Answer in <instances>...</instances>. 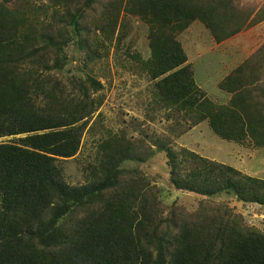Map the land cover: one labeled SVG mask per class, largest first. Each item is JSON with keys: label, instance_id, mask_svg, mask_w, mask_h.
I'll return each instance as SVG.
<instances>
[{"label": "trees", "instance_id": "16d2710c", "mask_svg": "<svg viewBox=\"0 0 264 264\" xmlns=\"http://www.w3.org/2000/svg\"><path fill=\"white\" fill-rule=\"evenodd\" d=\"M14 1L0 3V138L19 137L0 144V264H264V233L228 208L223 215L184 218L178 231L161 232L152 202L145 198L137 206L136 188L127 197L109 194L121 185L124 164L140 160L128 143L110 147L87 184L67 183L60 163L78 154L99 105L87 89L102 85L71 76L76 94L56 74L65 72L74 40L88 56L98 55L88 49L92 30L83 19L99 0H53L51 16L49 8L40 9L45 20L11 9ZM121 9L149 27L151 56L141 66L155 82L159 107L175 109L193 126L208 122L223 140L264 148V52L221 81L219 88L232 94L221 105L196 84L178 40L200 22L218 44L254 27L257 16L249 21L235 0H110L95 29L114 34ZM58 17L63 29L51 22ZM161 150L176 189L204 197L227 192L264 206V180L188 149Z\"/></svg>", "mask_w": 264, "mask_h": 264}, {"label": "rangeland", "instance_id": "374dc122", "mask_svg": "<svg viewBox=\"0 0 264 264\" xmlns=\"http://www.w3.org/2000/svg\"><path fill=\"white\" fill-rule=\"evenodd\" d=\"M109 5L110 0H99L83 19L86 30H92L88 49L97 50L98 55L88 56L75 43L78 39L74 40L67 49L70 59L65 72L56 74L67 91L76 94L80 91H72L71 76L78 80L93 77L102 85L99 91L89 89L90 86L87 89L90 99H95L99 105L84 133L78 154L60 163L67 183L72 186L87 184L91 180L92 167L100 166L106 151L112 146L128 143L131 154L140 160L124 164L122 168L126 171L119 177L121 185L108 193L117 192L119 196L127 197L136 188L140 199L137 206L140 207L145 198L152 202L155 224L160 226L161 232L178 231L184 218L200 217L203 213L223 215L229 211L238 219L243 217L245 225L264 233V206L241 202L227 192L204 197L173 186L168 157L161 150L162 145L177 152L188 149L262 180L264 148L254 146L251 141L238 144L223 140L208 122L193 126L175 109L159 107L154 95L155 82L141 66V62L151 56L149 27L139 17L130 16L121 9L114 34L103 35L93 23L105 17ZM235 5L249 16V21L257 16L259 22L218 44L200 22H195L178 36L196 84L208 98L221 105L228 104L232 97L219 88L221 81L264 52V0H235ZM8 6L26 10L29 16L35 15L40 20L48 16L40 9L49 8V16L54 12L53 0H15ZM51 22L58 29L65 27L61 17ZM262 67L261 84L264 83V64ZM17 138H0V144L13 143ZM97 177H102L100 171Z\"/></svg>", "mask_w": 264, "mask_h": 264}, {"label": "crops", "instance_id": "0c3cea01", "mask_svg": "<svg viewBox=\"0 0 264 264\" xmlns=\"http://www.w3.org/2000/svg\"><path fill=\"white\" fill-rule=\"evenodd\" d=\"M189 64H190V62H189Z\"/></svg>", "mask_w": 264, "mask_h": 264}]
</instances>
